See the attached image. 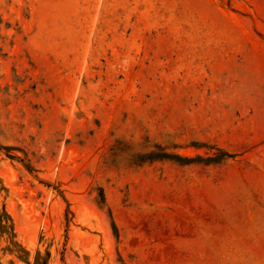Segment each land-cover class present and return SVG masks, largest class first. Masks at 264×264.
Here are the masks:
<instances>
[{"label":"rangeland","instance_id":"374dc122","mask_svg":"<svg viewBox=\"0 0 264 264\" xmlns=\"http://www.w3.org/2000/svg\"><path fill=\"white\" fill-rule=\"evenodd\" d=\"M0 264H264V0H0Z\"/></svg>","mask_w":264,"mask_h":264}]
</instances>
